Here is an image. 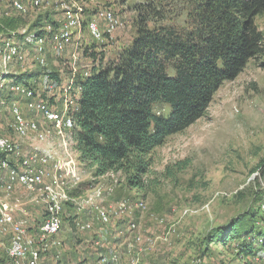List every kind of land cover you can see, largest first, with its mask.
<instances>
[{
  "label": "rangeland",
  "instance_id": "rangeland-1",
  "mask_svg": "<svg viewBox=\"0 0 264 264\" xmlns=\"http://www.w3.org/2000/svg\"><path fill=\"white\" fill-rule=\"evenodd\" d=\"M19 1L27 6V12L19 13L13 10L9 4L10 0H4L0 3V23L6 18H12L20 26L26 25L10 34L5 32L9 40L19 46L23 59H13L4 70L0 52V72L19 75L38 68L44 71L45 68L58 70L63 76L69 74L68 62L70 55L76 49L80 57L78 63L85 70L91 67L93 61L88 57L93 52L97 54L95 59L97 62L100 57L104 58V63L115 59L116 55L129 47L137 36L136 25L140 12H150V8L156 10L164 16V19L152 21L153 23L176 25L181 29L186 26L189 20L188 13L193 10L192 6L195 2L193 0H96L94 2L78 0L87 10L82 19L81 30L74 32L72 44L63 52L54 50L48 41L45 54L47 64L43 68L38 63L32 32L25 35L24 39L21 34H25L41 14L62 19L64 15L60 4L64 0H40V5L36 7L32 6V0ZM101 8L111 9L125 22L124 27L117 29L112 37H107L103 42L95 40L88 29L89 21L97 18L95 12ZM99 22L102 26V21ZM153 23L150 25L153 26ZM255 25L264 38V14L256 16ZM0 36H2L1 32ZM78 43L80 46L77 47ZM3 81L0 80V83ZM45 83L43 81L37 85L38 95L42 97L43 94L47 101L52 98L54 100V104H51L52 108L60 109L65 97V82L61 90L56 87L53 89L55 82L52 80ZM77 93L72 87L70 94L77 97ZM1 105L0 134L21 141L25 156L34 148L42 147L52 149L55 147L54 150L64 153L62 137L52 132V124L40 113H30L23 106L28 118H35L38 121L39 129L37 132H30L27 138H20L11 127L10 105L5 97L2 98ZM169 112L170 108L167 107L166 113ZM41 134H47L46 139L39 138ZM65 140L82 178V183L78 187L74 185L70 189L74 196L79 197V201L86 199L87 195L98 186L102 189V195L98 200L103 205H116L123 199L134 201L140 198L145 201L146 210L132 217L115 219L111 224L113 226L99 224L93 211L85 213L84 216L82 214V219L91 221L92 228L80 233L73 228L72 212L67 211L65 225L73 228L74 235L71 234V238L65 241L64 253L67 257L60 262L61 264H77L78 259L74 261L73 257L78 258V256H80L79 260L83 261L80 264H102L100 259L97 262L96 258L94 262L84 260L85 251H87L86 256L90 254L88 257L90 258L95 250L102 253L117 250L122 260L127 262L130 255L125 249L126 243L132 240L127 225L133 219L138 223L144 237H152L156 240L153 247L143 246L140 264H191L196 258L202 260L201 264H264V254L256 257L238 256L235 255V251L222 249L216 244L206 249L204 242L209 231L217 226L226 225L239 213L251 209L259 210V207L261 213L264 212V178L261 169L258 168V165L264 161V41L263 52L251 58L245 69L234 80L222 84L202 118L183 132L168 137L162 146L154 149L146 158L149 164L146 173L140 176L139 188L128 183V174H131L132 168L127 172L118 170L110 171L101 177L95 176V168L80 161L79 154L75 151L72 132H67ZM5 180L6 174L0 173L2 200H6L4 183L1 184ZM16 196H20L19 198L23 200L32 199L37 194L17 188L10 198L14 199ZM28 206L33 207L35 204L30 203ZM33 212L36 216L31 223L33 226H38L40 218L45 215L41 210ZM161 219L164 223H160ZM172 225L176 226L177 231L168 235V227ZM114 228L116 232L113 231ZM166 234L169 239L164 241L162 238ZM100 240V244H96V241ZM139 248L140 246H137L135 249L138 251ZM48 262L56 263L52 255L48 256ZM0 264H11L2 252H0Z\"/></svg>",
  "mask_w": 264,
  "mask_h": 264
},
{
  "label": "trees",
  "instance_id": "trees-1",
  "mask_svg": "<svg viewBox=\"0 0 264 264\" xmlns=\"http://www.w3.org/2000/svg\"><path fill=\"white\" fill-rule=\"evenodd\" d=\"M193 1L189 20L181 29L176 25L153 23L164 19L156 10L140 12L137 36L132 44L106 63L103 57L97 62V54L93 52L88 57L93 61L86 69L88 75L81 68L76 76L72 87L78 92L79 109L73 112L74 147L80 161L95 168V176L101 177L110 171L127 172L132 168L128 183L139 188L140 176L146 173L149 164L146 158L154 149L202 118L222 84L234 80L251 58L263 52L264 38L255 25V18L264 14V0ZM62 20L41 14L21 36L24 39L32 32L36 38L49 40L51 33H47L45 27L52 25L58 29ZM25 26L6 18L0 23V44L10 39L5 32L10 34ZM46 51L47 47L45 54ZM0 74L5 83L10 79L6 85L29 86L35 89V94L37 85L47 76L49 81L55 82L53 89L61 90L71 75L70 70L68 76H63L58 70L45 68L19 75ZM5 87L0 89V111L3 97L10 107L16 100L26 107L29 99ZM41 99L47 101L43 94ZM47 102L54 104L52 98ZM167 107L170 108L168 114ZM4 157L0 154V160ZM258 168L264 178V161ZM0 173L6 174V170L0 167ZM67 211L72 212L74 228L75 205L68 203L64 209V229ZM204 242L206 249L216 244L235 251L238 256H261L264 254V212L261 213L259 207V210L239 213L226 225L209 231ZM102 254L107 253L95 250L88 259L90 254L86 256L85 251L84 260L94 262L96 258L99 262ZM49 255L52 254L43 255L44 264H50ZM66 257L63 253L54 264ZM79 258L73 257V260L78 259L77 264H80L83 261Z\"/></svg>",
  "mask_w": 264,
  "mask_h": 264
},
{
  "label": "built area",
  "instance_id": "built-area-1",
  "mask_svg": "<svg viewBox=\"0 0 264 264\" xmlns=\"http://www.w3.org/2000/svg\"><path fill=\"white\" fill-rule=\"evenodd\" d=\"M3 1L0 0V3ZM94 1L96 0H90V2ZM40 2V0L31 1L33 7L39 6ZM9 4L13 10L19 13H26L28 10L27 6L19 0H10ZM60 5L64 16L59 28L55 29L52 25L45 27V31L51 33L50 39L36 38L32 35L33 45L36 47L41 67L47 64L44 52L48 41L57 52L65 51L72 44L74 32L81 30L82 19L87 11L78 0H64ZM95 15L97 18L89 21L88 29L90 35L97 41L103 42L107 37H112L117 29L125 25L123 18L109 8L96 10ZM99 21H102V26ZM78 46L80 43L77 44ZM76 51L70 55L68 62L71 75L70 79L65 82V97L60 109H53L51 104L41 99L38 93L35 94V89L32 87L21 84L6 85L4 81V83H0V89L5 86L6 89L9 87L8 90L15 92L17 96L30 100L25 105L26 109L29 112L40 113L46 121L52 124V132L58 137H62V151L64 152L54 150L55 147L54 149L42 147L34 148L29 155L25 156L21 141L0 134V154L5 155L0 160V167L6 170V180L3 184L6 200L0 198V246L5 245V238L9 236L6 255L11 264H44L43 255L48 254H52L55 261L61 259L65 249V242L62 238L63 215L68 203L75 205L74 229L77 233L92 228L91 221L82 219V214L84 216L85 213L93 211L99 223L102 226H108L115 219L132 217L134 214L146 210V203L140 198L134 201L123 199L116 205L105 206L98 200L102 195V189L98 186L83 201H79V197L74 196L70 191L71 187L74 185L78 187L82 183L77 163L70 154L68 143L65 140L67 132H72L75 126L73 112L79 109L77 97L70 94L75 78L82 68L78 63L79 53ZM0 52L2 53L1 65L4 70L8 68L13 59H23L19 47L9 39L3 41ZM83 69L82 71L87 76L88 71ZM0 80L3 79L0 78ZM44 81H49L48 76ZM10 109L11 127L20 138H27L30 132L38 131V121L35 118H28L19 100L14 101ZM46 136L47 134H41L39 138L44 140ZM17 188L36 193L37 196L28 201L19 197L11 199L10 197ZM30 203L43 206L45 211V218L39 225L37 234L29 232L30 212L27 205ZM160 223H164V220L161 219ZM127 226L132 240L126 243L125 249L130 255V259L124 262L119 252L115 250L102 254L100 263L140 264V253L144 249L143 246L153 247L155 245V239L144 237L141 234L138 223L134 219L130 220ZM165 228L167 229V224ZM168 229V235L177 231L174 225L169 226ZM68 231L72 234L73 229ZM162 239L167 241L169 236L167 237L166 234ZM96 243L100 244V241H96ZM135 245L136 247L140 246L138 251L135 249ZM201 263L202 260L196 258L191 264Z\"/></svg>",
  "mask_w": 264,
  "mask_h": 264
},
{
  "label": "crops",
  "instance_id": "crops-1",
  "mask_svg": "<svg viewBox=\"0 0 264 264\" xmlns=\"http://www.w3.org/2000/svg\"><path fill=\"white\" fill-rule=\"evenodd\" d=\"M16 197H20V196H16ZM24 201H28V200H30L29 198H25V199H23ZM42 208L43 207H37V205L35 204V206H28L27 207V209L29 210V212H30V225H29V232L30 233H33V234H37L38 233V231L37 230H39V225L42 223V221L44 220V217H41L40 218V220H39V225L38 226H33V224L31 223L32 221L31 220H34L35 219V216H36V213L35 212H33L34 210H36V211H39V210H41L42 212H43V214L45 215V213H44V210H42ZM87 214V213H86ZM17 217L19 216V215H16ZM68 226H66V229H64V232H63V234H62V238H63V240H64V242L66 241L67 242V240H69L70 238H71V232H69L68 231ZM68 231V232H67ZM102 233V232H101ZM100 242H101V240H100ZM9 244V236H7L6 238H5V245L4 246H0V252H2V253H4V255L7 257V255H6V246ZM96 244H98V243H96ZM99 245V244H98ZM8 258V257H7ZM89 259V258H88ZM10 261V260H9ZM10 263H11V261H10ZM61 264V263H60Z\"/></svg>",
  "mask_w": 264,
  "mask_h": 264
}]
</instances>
